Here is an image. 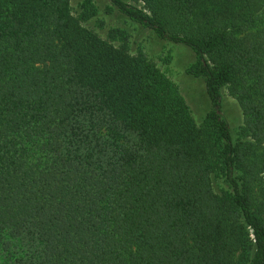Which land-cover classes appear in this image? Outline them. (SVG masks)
I'll use <instances>...</instances> for the list:
<instances>
[{
    "label": "trees",
    "instance_id": "16d2710c",
    "mask_svg": "<svg viewBox=\"0 0 264 264\" xmlns=\"http://www.w3.org/2000/svg\"><path fill=\"white\" fill-rule=\"evenodd\" d=\"M74 1L0 0V264H264V0H108L191 53L199 124Z\"/></svg>",
    "mask_w": 264,
    "mask_h": 264
},
{
    "label": "rangeland",
    "instance_id": "374dc122",
    "mask_svg": "<svg viewBox=\"0 0 264 264\" xmlns=\"http://www.w3.org/2000/svg\"><path fill=\"white\" fill-rule=\"evenodd\" d=\"M127 1L133 2L132 0ZM108 4V0H96V16L84 22L83 25L103 38L107 37V30L111 27L126 30L129 33L130 50L132 52L142 50L175 83L184 96L193 118L199 124L208 108V100L203 83L183 74V66L193 59L191 53L184 47L153 39L149 36V32H140L136 25L119 18L116 13L112 15L113 17L109 16L106 11ZM76 6V1L72 0V7ZM223 92L228 102V115L234 120L239 115L237 102L229 96L226 90Z\"/></svg>",
    "mask_w": 264,
    "mask_h": 264
}]
</instances>
